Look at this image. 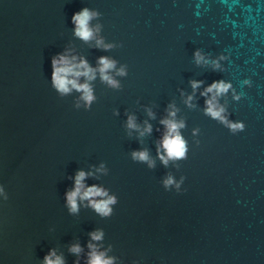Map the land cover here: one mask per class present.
I'll list each match as a JSON object with an SVG mask.
<instances>
[{
	"label": "water",
	"instance_id": "obj_1",
	"mask_svg": "<svg viewBox=\"0 0 264 264\" xmlns=\"http://www.w3.org/2000/svg\"><path fill=\"white\" fill-rule=\"evenodd\" d=\"M83 8L99 13L88 42L72 23ZM58 54L93 69L107 57L126 74L111 71V87L97 72L85 106L53 87ZM220 80L232 88L218 103L243 131L205 114L201 93ZM170 105L187 154L165 166L157 149ZM129 116L151 132L128 129ZM141 150L154 167L133 160ZM78 171L116 198L111 215L86 200L70 213ZM169 175L179 190L165 189ZM0 187V264H43L50 250L86 264L89 243L114 264H264V0H0Z\"/></svg>",
	"mask_w": 264,
	"mask_h": 264
},
{
	"label": "clouds",
	"instance_id": "obj_2",
	"mask_svg": "<svg viewBox=\"0 0 264 264\" xmlns=\"http://www.w3.org/2000/svg\"><path fill=\"white\" fill-rule=\"evenodd\" d=\"M99 13L92 11L88 8H83L76 12L72 16V23L75 25L74 35L79 39L88 42L95 38L96 32L99 31V25L95 28L90 25V22L96 18ZM96 45L98 47L103 46L105 49L110 48L111 45H104L102 39L96 40ZM194 58L197 64H207L208 59L197 51L194 53ZM215 67H219L215 61H213ZM98 68L93 69L85 59H79L77 57L69 56L67 54H58L54 56L51 60V81L53 87L62 95L70 93L72 90H76L81 93L80 99L84 101L85 106H89L95 99L93 94V89L91 87L90 81L96 78V73L100 75V79L106 82L111 87H118V81H116L112 75L111 71L116 70L117 75H125V69L121 67L116 69V62L107 57H100L98 60ZM83 76L85 78L84 83L78 82V78ZM201 81H192V88L195 90L201 85ZM243 83H248L244 81ZM232 88L231 83L225 82L223 80L214 81L209 85L201 95L207 97L205 100V114L213 119L224 123L233 133L244 130V124L242 122H230L224 115L225 109L223 106L219 105L218 97L223 96L228 93ZM238 98V97H237ZM192 97L189 96L186 103H190ZM79 106V105H77ZM170 110L168 117L161 120L166 128V132L163 135L160 145L157 149V154L161 162L167 166L169 160L178 161L186 158L187 154V143L180 133V129L183 128L184 122L175 119L176 110L174 106H169ZM151 116V112H149ZM128 129L137 130L140 135L143 136L145 133L151 132V125L145 123L144 129L141 131L139 126L135 122L133 116H129L127 120ZM161 149L163 152H161ZM133 160L139 162H145L148 166L154 167V161L150 158L149 153L146 150L134 151L132 153ZM102 169H98L100 171ZM91 175V173H86L84 171H78L74 178V187L71 191L66 193V203L69 208L70 213H77L79 210L78 201H88L90 207H92L95 212L102 217H107L112 213V205L116 203V198L114 196H109L108 193L96 186H85L84 180ZM182 182V180H181ZM165 189L175 184L177 190L180 188V183L176 182L174 178L169 175L163 181ZM3 192V188L0 187V193ZM5 198H7L5 196ZM100 198V199H97ZM91 241H100L103 238L102 231H94L89 234ZM89 252L87 255L86 264H114V258L108 257L106 251H100L96 244H88ZM82 249L81 246L73 244L69 248V252L73 255L79 257ZM43 264H65L62 256H58L55 250H50L43 259ZM75 264H79L77 260Z\"/></svg>",
	"mask_w": 264,
	"mask_h": 264
}]
</instances>
